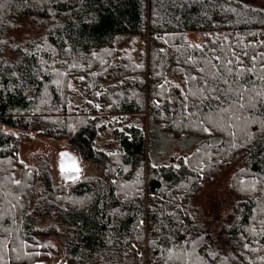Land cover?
<instances>
[{"label":"trees","instance_id":"obj_1","mask_svg":"<svg viewBox=\"0 0 264 264\" xmlns=\"http://www.w3.org/2000/svg\"><path fill=\"white\" fill-rule=\"evenodd\" d=\"M151 124L193 153L153 165ZM34 137L100 175L62 184L42 160L12 183ZM230 165L212 222L190 201ZM58 257L264 264V0H0V264Z\"/></svg>","mask_w":264,"mask_h":264},{"label":"rangeland","instance_id":"obj_2","mask_svg":"<svg viewBox=\"0 0 264 264\" xmlns=\"http://www.w3.org/2000/svg\"><path fill=\"white\" fill-rule=\"evenodd\" d=\"M185 38L196 44L202 42L201 33L197 31L186 33ZM121 42L130 44L132 41L131 39H124ZM136 117L142 118L145 128L149 130L146 112L138 116H129L128 118L131 119L128 122L135 121ZM150 138L152 143L150 149L151 162L153 165H165L171 161L172 157H187L191 155L198 142V139L194 137L176 138L171 136L162 132L156 124L150 125ZM110 141H112V136L109 134L104 135L103 142L108 143ZM211 142L216 143L218 139L214 137ZM61 152L70 153L76 158L78 171L68 176H64L59 172L58 160ZM42 160L48 163L54 180L62 184L74 183L78 180L90 179L100 175L99 171L91 163L82 161L64 141L43 140L35 137L20 145L15 164H9L5 167L6 174L14 184L19 183L20 180L31 179L27 175L29 174L27 170L32 171ZM233 170L234 167L231 165L223 167L212 175L209 180L205 181L198 194L191 199V208L207 220L212 222L220 221L229 212L227 183ZM19 192H22V188L19 189ZM62 263L63 260L58 257L44 264Z\"/></svg>","mask_w":264,"mask_h":264},{"label":"water","instance_id":"obj_3","mask_svg":"<svg viewBox=\"0 0 264 264\" xmlns=\"http://www.w3.org/2000/svg\"><path fill=\"white\" fill-rule=\"evenodd\" d=\"M58 170L64 175L68 176L77 171V160L70 153L61 152L58 160Z\"/></svg>","mask_w":264,"mask_h":264},{"label":"snow or ice","instance_id":"obj_4","mask_svg":"<svg viewBox=\"0 0 264 264\" xmlns=\"http://www.w3.org/2000/svg\"><path fill=\"white\" fill-rule=\"evenodd\" d=\"M77 171H78V169H77Z\"/></svg>","mask_w":264,"mask_h":264}]
</instances>
